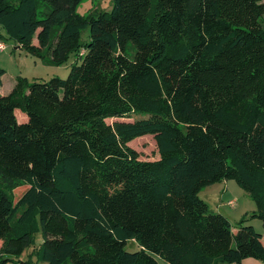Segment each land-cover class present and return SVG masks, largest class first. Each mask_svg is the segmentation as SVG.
Listing matches in <instances>:
<instances>
[{
	"label": "trees",
	"instance_id": "trees-1",
	"mask_svg": "<svg viewBox=\"0 0 264 264\" xmlns=\"http://www.w3.org/2000/svg\"><path fill=\"white\" fill-rule=\"evenodd\" d=\"M81 2L0 0V39L79 61L0 95V264L28 249L44 264L264 262L247 219L233 230L198 196L234 181L264 227V0H111L86 16ZM146 135L155 161L129 146Z\"/></svg>",
	"mask_w": 264,
	"mask_h": 264
},
{
	"label": "rangeland",
	"instance_id": "rangeland-1",
	"mask_svg": "<svg viewBox=\"0 0 264 264\" xmlns=\"http://www.w3.org/2000/svg\"><path fill=\"white\" fill-rule=\"evenodd\" d=\"M112 6L111 0H82L76 9V13L82 16L94 13L95 11H110ZM81 41L86 43L89 41L88 29L82 31ZM1 43L6 46L0 51V67L5 71L2 77V85L0 90L2 93H8L15 83L16 77H23L28 83L33 81L44 82L51 78L57 77L65 79L71 66L79 63L78 58L73 54L63 65L52 66L42 63L17 47L14 43L0 39ZM17 48V49H16ZM21 114V113H20ZM23 114V113H22ZM20 120L19 116H17ZM139 116H132L125 119V122H132L139 119ZM114 120H107L111 124ZM129 146L139 154L140 161H155L159 158L157 146L152 136L146 135L134 139ZM225 182V183H224ZM212 186L206 187L198 194L208 206L210 212L220 213L224 215L230 222L233 230L237 227V223L243 219H247L246 225L252 226L264 238V227L262 222L252 215L256 212V206L251 196L244 192L234 181H224ZM27 187L23 185L14 190L13 195L16 200L22 193V189ZM233 202V205L229 203ZM42 242L40 234L35 236V246H39ZM126 250L133 252L138 250V245L129 241ZM31 249L26 250L20 258H11L7 264H44L37 261L36 256H30ZM159 264H167L162 260H158Z\"/></svg>",
	"mask_w": 264,
	"mask_h": 264
},
{
	"label": "crops",
	"instance_id": "crops-1",
	"mask_svg": "<svg viewBox=\"0 0 264 264\" xmlns=\"http://www.w3.org/2000/svg\"><path fill=\"white\" fill-rule=\"evenodd\" d=\"M17 49V48H16ZM2 85V84H1ZM12 88V87H11ZM11 90V89H10ZM5 94H7L6 92H4V93H2V91L0 90V95H5ZM15 114H16V116H19V118H20V121H23L24 120V116L22 115V114H20L19 112H15ZM224 182V181H223ZM225 183V182H224ZM262 243H263V245H264V238H263V236H262ZM0 246H1V243H0ZM240 264H264V262H262V261H258V260H255V259H251V258H249V259H245V260H243Z\"/></svg>",
	"mask_w": 264,
	"mask_h": 264
},
{
	"label": "built area",
	"instance_id": "built-area-1",
	"mask_svg": "<svg viewBox=\"0 0 264 264\" xmlns=\"http://www.w3.org/2000/svg\"><path fill=\"white\" fill-rule=\"evenodd\" d=\"M5 47H6V46L4 45V43H1V42H0V51H3V50L5 49ZM229 204H230V205H233V202H230Z\"/></svg>",
	"mask_w": 264,
	"mask_h": 264
}]
</instances>
